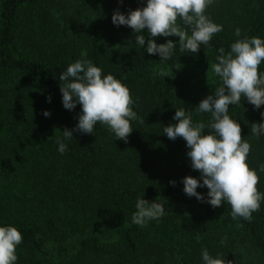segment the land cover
I'll return each instance as SVG.
<instances>
[{"label": "trees", "instance_id": "16d2710c", "mask_svg": "<svg viewBox=\"0 0 264 264\" xmlns=\"http://www.w3.org/2000/svg\"><path fill=\"white\" fill-rule=\"evenodd\" d=\"M144 2L88 0L87 14L71 0H0V224L22 234L16 264H203L202 248L230 264H264V202L247 221L233 219L227 202L213 208L185 195L181 178H199V172L190 166L183 138L162 133L175 123L168 110L173 116L171 109L187 105L186 94L205 65L213 90L219 85L211 64L220 48L230 50L234 29L241 37L264 38V0H214L206 14L223 31L196 53H181L176 36L155 37L157 43L177 41L173 58L163 64L134 43L131 28L111 22L115 10L126 14ZM82 50L128 87L139 120L131 122L126 141L99 123L94 134L74 132L60 154L56 138L74 127L80 106H62L59 75ZM159 69L168 76H159ZM258 71L264 72V62ZM44 104L54 116H43ZM262 111L264 105L254 109L246 99L229 105L251 145L247 163L264 193L258 167L264 136L251 132ZM192 116L210 122L208 113ZM142 194L163 204L166 214L138 227L131 216Z\"/></svg>", "mask_w": 264, "mask_h": 264}, {"label": "clouds", "instance_id": "9594fccd", "mask_svg": "<svg viewBox=\"0 0 264 264\" xmlns=\"http://www.w3.org/2000/svg\"><path fill=\"white\" fill-rule=\"evenodd\" d=\"M213 3L214 0H145L142 7L130 9L126 14L115 10L111 22L114 26L131 28L134 43L149 55L158 54L163 64L173 58L177 41L166 39L157 43L155 37L176 36L181 53H196L201 45L208 46L213 36L223 31V26L206 14ZM178 19L181 23H177ZM234 35L237 39L230 44V50L225 52L220 48L211 64V72L219 78V85L192 109L198 115L210 114V122H194L192 111L175 108L172 116L175 123L163 126L162 133L170 140L183 138L190 166L199 172V178L191 175L181 178L185 195L213 208L227 202L233 219L240 217L250 221L252 213L264 202V193L256 187L257 170L247 163L251 145L242 139L240 123L230 117L229 105H241L242 99L254 109L264 105V72L258 71L264 62V38L241 37L239 28L234 29ZM157 74L162 78L168 76L164 69H159ZM59 81L62 82L59 83L62 106L69 111L77 104L80 106L77 123L72 129L65 128L61 131L62 137L56 138L60 154L68 150L65 141L73 139L74 132L94 134L98 123L106 126L115 139L127 140L133 131L131 122L138 121L139 117L124 83L110 73L104 74L87 58L84 50L79 59L60 73ZM48 100L50 102L51 97ZM42 114L46 118L50 116L48 110ZM206 128L210 131L205 132ZM251 132L257 138L264 136V111L261 121L253 123ZM258 167L264 172V164ZM169 183L175 186L174 180ZM204 187L208 190L206 194L197 191ZM165 214L163 204L148 201L142 194L136 199L131 220L136 226L145 227ZM21 242L22 234L17 227L0 224V264H16V249ZM201 259L203 264H230L223 257L210 255L207 248L201 249Z\"/></svg>", "mask_w": 264, "mask_h": 264}, {"label": "rangeland", "instance_id": "374dc122", "mask_svg": "<svg viewBox=\"0 0 264 264\" xmlns=\"http://www.w3.org/2000/svg\"><path fill=\"white\" fill-rule=\"evenodd\" d=\"M72 3H73V6L77 7L80 10L84 11L85 13L88 14V11L86 10V8L88 6H90V4L88 3V0H71ZM89 2L91 3V0H89ZM89 4V5H88ZM202 65H205L204 63L201 64ZM206 67L204 68L206 71L201 74L199 73H196L195 76H200L198 79H194V85L192 86L194 91L191 95H187V105L186 106H183L182 108L185 109V111H192L193 108H195V106L198 104V102L206 95L210 94L213 92V84H212V78L210 77V74L208 72V67L207 65H205ZM43 110H47V108H49V105L47 104V108L44 105L41 106ZM32 109V110H31ZM30 109V111L36 115H38L37 111H38V107H35V106H32ZM41 111H40V114H41ZM171 111L174 113L175 111V108L174 109H171ZM28 112V111H27ZM50 112V116H54V110H49ZM193 113H196L195 111H192V115ZM169 114V115H168ZM168 119H172V116L170 114V110H168ZM39 116V115H38ZM58 124V123H57ZM27 261V260H26Z\"/></svg>", "mask_w": 264, "mask_h": 264}]
</instances>
